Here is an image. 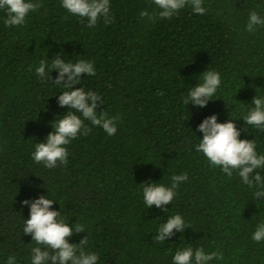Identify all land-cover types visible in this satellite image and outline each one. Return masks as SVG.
<instances>
[{
	"label": "trees",
	"instance_id": "1",
	"mask_svg": "<svg viewBox=\"0 0 264 264\" xmlns=\"http://www.w3.org/2000/svg\"><path fill=\"white\" fill-rule=\"evenodd\" d=\"M32 2L43 6L21 26H6L0 10V264L10 256L31 264L38 245L23 233L30 205L22 201L41 195L70 227L85 226L69 242L87 236L97 264H173L189 246L223 253L209 264H264V241L252 239L264 222V197L255 199V188L210 166L195 147L203 139L198 125L216 115L264 154V131L243 121L253 98H264V26L246 29L252 11L264 18V0H203L204 15L185 7L155 23L140 17L153 11L152 0H110L113 23L100 19L92 28L61 0ZM57 53L65 62H93L95 76L82 75L74 88L95 92L104 103L98 113L119 120L113 136L85 121L91 131L67 145V165L47 169L32 159L35 144L68 109L58 105L64 89L52 84L58 72L42 82L35 69ZM206 70L221 77L213 101L185 105ZM256 171L264 177V168ZM181 173L188 179L172 203L148 208L141 184L170 186ZM176 214L186 229L158 243L159 227Z\"/></svg>",
	"mask_w": 264,
	"mask_h": 264
},
{
	"label": "clouds",
	"instance_id": "2",
	"mask_svg": "<svg viewBox=\"0 0 264 264\" xmlns=\"http://www.w3.org/2000/svg\"><path fill=\"white\" fill-rule=\"evenodd\" d=\"M61 2L62 7L73 16L86 18L88 21L86 26L89 28L94 27L100 19H103L105 24L113 23L110 0H61ZM152 3L155 6L152 12L147 9L140 12L142 19L146 18L152 23L159 19H170L185 7H190L199 15L206 12L202 6L203 0H152ZM42 6L41 3H34L32 0H0V10L7 14L4 23L8 27L25 24L26 17ZM257 26H264V18L256 11H252L246 29L254 33ZM29 70L31 71V68ZM54 70L58 75L52 84L64 89L58 96V105L67 107L68 111L52 123L54 131L47 135L45 142L35 144L32 159L47 169L67 165V145L79 135L87 136L91 131L85 121L113 136L117 132L119 120V117H108L105 111L98 113L97 109L104 103L95 92L85 91L84 87L74 88L75 85L81 84L82 75L95 76L93 62L86 60H79L76 63L70 60L65 62V59H61V54L57 53L54 54L50 65L46 59H41L35 69L42 82L52 80L50 74ZM200 76L203 82L191 87L187 98L184 99L185 105L191 103L197 108H203L209 101H213L212 97L221 85L220 73L206 70ZM251 105L254 107H251L243 117V121L264 131V98L256 95ZM197 130L203 134V139L195 146L196 151L204 154L210 166L220 167L229 177L236 172L243 184L256 189L253 193L255 199L264 197V177L256 171L264 168V154L257 153L255 140L240 139L241 132L236 124L231 119L225 123H218L216 115L205 118ZM187 179V173H181L171 177L170 186L157 182L142 183L144 203L148 208L155 205L164 211L165 206L172 203L176 197L179 185ZM54 202L48 195H41L31 201H22L23 205H30V218L25 220L23 233L30 235L32 241L38 245L32 248L31 264H97L98 255L86 251L87 236L81 239L79 244L69 242L74 233H84L85 226L77 223L74 229L70 227L63 221L61 211L52 210ZM185 229L184 218L179 214L173 215L159 227V234L155 236V240L158 243L164 242L175 232L183 233ZM252 239L256 242L264 241V222L257 226ZM213 259H223V253H206L203 248L193 250L189 246L175 253L173 264H209ZM7 264H15V257L10 256Z\"/></svg>",
	"mask_w": 264,
	"mask_h": 264
}]
</instances>
